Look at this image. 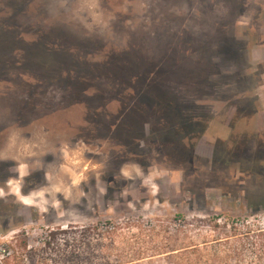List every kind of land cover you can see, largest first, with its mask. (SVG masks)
Returning a JSON list of instances; mask_svg holds the SVG:
<instances>
[{"label": "rangeland", "instance_id": "obj_1", "mask_svg": "<svg viewBox=\"0 0 264 264\" xmlns=\"http://www.w3.org/2000/svg\"><path fill=\"white\" fill-rule=\"evenodd\" d=\"M244 225L264 0H0V264H230Z\"/></svg>", "mask_w": 264, "mask_h": 264}, {"label": "trees", "instance_id": "obj_2", "mask_svg": "<svg viewBox=\"0 0 264 264\" xmlns=\"http://www.w3.org/2000/svg\"><path fill=\"white\" fill-rule=\"evenodd\" d=\"M234 240L226 238L230 250L226 262L230 264H264V226L244 225L243 229L233 228ZM55 238V237H54ZM26 247V241L20 243ZM200 264V259L197 261Z\"/></svg>", "mask_w": 264, "mask_h": 264}, {"label": "clouds", "instance_id": "obj_3", "mask_svg": "<svg viewBox=\"0 0 264 264\" xmlns=\"http://www.w3.org/2000/svg\"><path fill=\"white\" fill-rule=\"evenodd\" d=\"M21 171H22V170H21ZM22 174H23V172H22ZM13 191H14V192H17V194H18V192H19V190H18L17 188H15V187L13 188Z\"/></svg>", "mask_w": 264, "mask_h": 264}, {"label": "flooded vegetation", "instance_id": "obj_4", "mask_svg": "<svg viewBox=\"0 0 264 264\" xmlns=\"http://www.w3.org/2000/svg\"><path fill=\"white\" fill-rule=\"evenodd\" d=\"M33 107H34L33 105H30V106H29L30 110L34 109Z\"/></svg>", "mask_w": 264, "mask_h": 264}]
</instances>
